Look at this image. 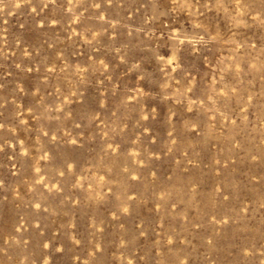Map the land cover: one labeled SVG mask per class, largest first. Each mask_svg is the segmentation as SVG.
Wrapping results in <instances>:
<instances>
[{"label":"rangeland","instance_id":"rangeland-1","mask_svg":"<svg viewBox=\"0 0 264 264\" xmlns=\"http://www.w3.org/2000/svg\"><path fill=\"white\" fill-rule=\"evenodd\" d=\"M0 264H264V0H0Z\"/></svg>","mask_w":264,"mask_h":264}]
</instances>
